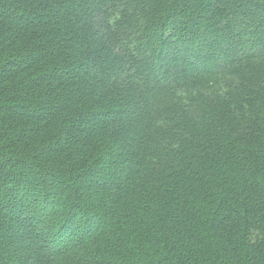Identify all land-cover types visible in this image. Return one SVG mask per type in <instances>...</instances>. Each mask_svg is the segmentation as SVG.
I'll use <instances>...</instances> for the list:
<instances>
[{"label": "trees", "instance_id": "trees-1", "mask_svg": "<svg viewBox=\"0 0 264 264\" xmlns=\"http://www.w3.org/2000/svg\"><path fill=\"white\" fill-rule=\"evenodd\" d=\"M0 264H264V0H0Z\"/></svg>", "mask_w": 264, "mask_h": 264}]
</instances>
